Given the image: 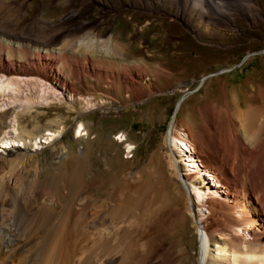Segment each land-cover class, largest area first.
<instances>
[{
    "label": "rangeland",
    "instance_id": "1",
    "mask_svg": "<svg viewBox=\"0 0 264 264\" xmlns=\"http://www.w3.org/2000/svg\"><path fill=\"white\" fill-rule=\"evenodd\" d=\"M59 1L62 2L58 7L56 4ZM179 1L172 0L173 10L175 9L172 13L170 10L169 12L149 11L150 7L147 6L145 9L141 5L142 0H139L138 8L124 5V10L119 17L114 16L119 9L115 12L108 7L109 4L101 6L94 0H8L0 3V38L14 43L22 42L21 46L24 49L60 47L69 40L78 39L105 26L104 39L111 37L115 40L117 36L126 37L128 32L131 33V38L129 37L131 41L129 40L126 45L133 57L129 59L143 62L151 71H155L157 67L164 64L172 71L163 76L164 78L160 75L155 76L153 81L147 77L146 81L153 82L159 92H153L152 98L145 97L139 101L140 103L133 101L128 104L124 102L112 104L95 97L74 99L58 85L36 77L0 74L2 80L8 78L17 81V85L13 86L14 90L11 92L14 98L0 97V112L8 110L12 111L13 115L5 121L4 125L11 123L10 118L14 119V112L38 109L41 112L40 108L62 106L66 102L81 104V107H78L82 111L80 116L66 113L60 115L54 112L38 124L54 120L57 121V125L64 122L61 126V135H56L55 139L52 138L50 141L39 139L41 143H37L34 147H31L28 142L25 146L18 142L7 146L0 144V183L11 174L6 165L7 160L18 154H26L29 156V161H26L25 168L31 175L38 172L39 179L46 182L44 185L46 191H49L48 188L51 189V187L65 186L66 171L70 167L66 162L64 164L54 158L52 148L62 138L67 148L72 150V153H77L84 147L83 140H89L84 153L89 160L91 171L85 182L87 189L82 197L86 198L92 190L96 196L94 200L101 199L107 202V198L102 199L100 196L103 194L99 189L103 191L109 189L114 192L115 200L105 203L107 207L120 205L121 201L131 196L139 199L140 206L135 205L137 210L132 209L130 211L132 214L130 212L125 214V221L119 227L120 229L86 230L92 239L76 245L80 256L76 254L74 264L80 262L81 253L86 255L91 249L90 254L93 256L88 253L89 258H93V261L99 264H112V262L119 264L123 259L121 255L123 249L129 250L131 247L133 254L129 251L131 255L129 254L130 257L126 260L127 264H194L197 260L204 264L208 257L206 254H215L214 246L206 244L203 248V221L208 218L206 207L194 208L189 216L181 210V214L176 217L171 210L173 199L170 185L177 180L175 178L168 180L170 178L168 164L173 160L179 174L185 176L182 160L188 158L181 157L171 148L167 135L170 124L175 120L183 121L193 128L203 123L205 128L213 133V126L204 122L197 113V109L206 100L214 103L216 112L219 113V121L221 117L222 119L230 118V115L234 120L235 112L242 111L244 99L247 97L257 102L256 104H264V92L262 98L260 94L261 88L264 91V0H222L237 4L239 9V4L246 5L247 15L239 14L234 10L231 17L217 16L212 11H205L206 13L202 14L201 11L207 10L203 3H199V9H196L194 5L187 6L188 13L182 17L177 6ZM232 7L229 6V12ZM103 19L105 24L101 23ZM13 49L16 48L13 47ZM203 77L205 79L202 81ZM40 89L42 94H46V98L39 99L34 96ZM233 92L238 95L241 108H236L234 100L232 102ZM181 98L183 100L177 109V101ZM100 112H106L105 116H100ZM78 120L83 127L87 128V134H76L75 126ZM13 121L18 132L26 124L16 118ZM31 125L28 129H32L36 124ZM233 127L235 129V126ZM177 129H174V132L185 133L181 131L183 130L181 127ZM232 129L230 126L222 127L219 130L224 132H219L233 138V145L238 147L234 135L236 133L241 135V133L239 130L235 132ZM3 131L9 132V128ZM120 134L125 136L126 142L119 143ZM126 143L132 146L130 152L125 148ZM211 146L213 145L209 143L206 149H211ZM186 149L190 152V147ZM194 158L201 162L197 154L193 155L192 159L195 160ZM160 165L165 166L167 170L164 168L161 170ZM195 165L198 166V163ZM201 167V174L199 175L196 171L197 174L191 176L194 177L191 181L193 186L200 188V191L205 194L204 201L210 198L226 200L225 187L214 179L210 182L203 179L201 177L203 172L209 175L211 172ZM25 172L27 171L20 165L14 172L16 177H11L10 182L12 184L15 181L19 182ZM187 185L184 187V192L186 191L185 194L188 196L191 191L187 190ZM27 192L25 191L26 194ZM4 194L5 192L2 196ZM6 207L10 209L8 205L4 206ZM95 207L96 205L91 207V210H95L93 209ZM133 213L135 217L140 218L139 222L136 219L135 222H138L136 225L131 224L133 219L130 217L134 216ZM242 235L249 239L248 235ZM112 236L115 237L112 238ZM126 242H129L130 246L127 247ZM119 244L120 249L117 248ZM88 246H92L90 250ZM27 247L23 248V253L21 252L11 264L31 262L35 253L34 251L25 253V251L29 252ZM84 248L87 249L85 252ZM113 249L115 250L111 252ZM110 252L112 254L108 256ZM245 255H242L243 257L235 255L236 261L237 259H239L238 263L244 261L246 263L253 259L264 261L263 255H257L255 258ZM235 256L230 253L228 259H235Z\"/></svg>",
    "mask_w": 264,
    "mask_h": 264
},
{
    "label": "bare ground",
    "instance_id": "2",
    "mask_svg": "<svg viewBox=\"0 0 264 264\" xmlns=\"http://www.w3.org/2000/svg\"><path fill=\"white\" fill-rule=\"evenodd\" d=\"M6 1L8 0H0V3ZM95 1L100 3L101 6L109 4L108 7H111L115 12L119 9L115 13V17H119L124 10L123 6L126 4H128V7H139V0H121V3L118 2L119 0ZM61 2L59 1L56 5L59 7ZM199 3H203L207 9L201 11L202 14L206 13L205 11H212L217 16L231 17L233 15L232 11L235 10L239 14L247 15L245 4H239V9L237 4L223 2L222 0H180L177 6L182 17H184L188 13L187 6L194 5L196 9H199ZM141 5L145 9L147 6L150 7L149 11L153 12L158 10L169 12L170 10L173 13L175 10H173L174 3L172 0H142ZM228 5L234 6L230 12ZM134 18L137 19V17ZM102 22L105 24L104 19ZM104 33L105 26L97 29L96 32L94 30V32H89L78 39L69 40L60 47L39 48L40 50L37 48L24 49L21 46L22 42L14 43L11 40L0 38V74L36 77L45 82L58 85L74 99L77 97L83 99L95 97L99 100L109 101L112 104H122V102L128 104L133 101H142L145 97L147 99L152 98L153 92H159V90L153 82L148 83L146 78L148 77L153 81L155 76L159 77L160 75L163 77L172 71L164 66L165 64L160 65L159 68L157 67V70L151 71V69L146 68L143 62L129 59L133 58L126 48L131 38L130 32L126 37H115L117 40H113L111 37L104 39ZM13 47L16 49L14 50ZM2 79L0 77V97L12 96L14 98L11 92L14 90L13 86L17 85V81L8 78L6 80ZM204 79L203 77L202 81ZM263 92V88H261V98ZM45 95L42 94L40 89L34 96L41 99L46 98ZM232 95V102L234 100L235 107L241 108L238 95H235V92ZM182 100L181 98L177 101V109H179ZM244 100L242 111L239 109L240 111L235 112L236 119L234 118V120L230 115V118L223 117L222 119L221 117V121H219V113L216 112V107L211 100H206L197 109L198 115L204 122L213 126V133L206 129L203 123L193 128L183 121L175 120L170 124L167 135L168 144L181 157L185 156L188 158L187 160L192 161L193 155H198V158L201 159L200 164H202L200 166L211 172L210 175L203 172L201 176L203 179L211 177V181L214 179L226 189V200L221 201L210 198L204 201L205 194L200 191V188L192 184L191 179H194V177L179 174L173 160L168 164L170 171L169 176L167 175L170 177L168 180L170 181L172 178L177 180V182L170 185L173 199L171 210L174 211L176 217L181 214V210L185 211V215L188 216L194 208L206 207L208 210V218L203 221V248L206 244L214 246L215 254H206L208 257L204 264H236L239 261V259L236 261L237 255L243 257L246 254L245 256L249 255L253 258L257 255L264 256V138H262V135H264V104H256L257 102L251 101L248 97ZM80 105L66 102L62 106L40 108L41 112L38 111L39 109L37 111L14 112V119L26 123L19 129V132L13 121L14 119L10 118L11 123L4 125L5 121L12 115V111L4 110L0 112V144L7 146L13 142H18L25 146L28 142L31 147H34L37 143H41L39 139L45 141L55 139L56 135H61V126L64 125V122L57 125V121L54 120L41 125L38 124L54 112L60 115L66 113L80 116L82 112L78 107ZM105 113L100 112V116H105ZM32 123L36 125L32 129H28L29 126H32ZM227 126L233 128L232 130L235 132L240 131L241 135L234 133L238 147L233 145V138L219 132L221 131L220 128H226ZM233 126H235V129ZM179 127L186 134L179 131L174 132V129L178 130ZM5 128H9V132L3 131ZM75 128L77 135L88 133L87 128L83 127L79 120L76 122ZM9 133L10 136H8ZM118 141L119 143L126 142L125 136L120 134ZM209 143L213 146L207 150L206 147ZM83 145L82 151L77 153H72L73 151L67 148L62 138L54 145L52 148L54 158L64 162V164L66 162L70 168L66 171L65 186L51 187V189L48 188L49 191L45 190L44 185H46V182L39 179L37 171L34 175H31L28 173L29 170L25 168L29 156L18 154L7 160L6 165L11 174L0 183V264L13 263L16 257L21 252L23 253V248H26V246H28L27 250L29 252L25 251V253H30V251L35 253L28 264H74L76 254L80 256V251L77 252L76 245L86 243L85 241L91 238L86 230L91 228L116 230L125 221V214L132 209L137 210L135 205L140 206L139 199L131 196V198L121 201L120 205L107 207L105 203L115 200L114 192L109 189H104L105 191L99 189L103 194L100 196H102V199L107 198V202L101 199L94 200L96 196L92 190L86 198L82 197L87 189L85 188L86 179L91 171L89 160H87L88 158L84 153L89 145V140H83ZM187 147H190V152L187 151ZM125 148L130 152L132 146L127 144ZM170 155L174 157L172 154ZM20 165L27 172L21 176L19 182L16 183L15 181L12 184L10 182L11 177H16L14 172ZM161 167V170L163 168L167 170L165 166ZM190 167L195 171L197 170L194 163H191ZM183 168L184 172H189L188 166H183ZM201 172H198V174L200 175ZM186 184H188L187 190L191 191L188 196L185 194L186 191L184 192ZM25 191H28L27 194ZM3 192H5L4 196H2ZM41 199L44 201L41 202ZM6 205L10 209L4 208ZM95 205L96 207L93 208L95 210H91V207ZM133 215L130 217L133 219L131 224L136 225L140 218L138 216L136 218L134 213ZM136 219L138 220L137 223L135 222ZM125 224L127 225L126 222ZM242 234L248 235L249 239L247 240ZM124 238L125 236L123 241ZM120 244L117 248L120 247ZM90 247L88 246V249ZM131 248L129 250L128 248L127 250L122 248L123 253L121 252V255L123 259L121 260H124L123 264L128 263H126V260L130 257ZM86 250L84 248V252ZM90 252H87L86 255L81 253L82 258L79 259L78 264H99L94 262L93 258H89ZM111 252L108 256L112 254ZM230 253L236 255L235 259H228ZM122 261H119V264ZM199 262L197 260L194 264L202 263V261ZM238 264H264V261L253 259Z\"/></svg>",
    "mask_w": 264,
    "mask_h": 264
}]
</instances>
